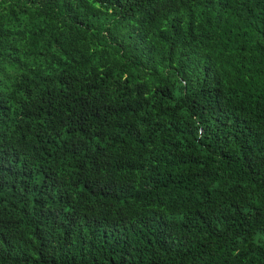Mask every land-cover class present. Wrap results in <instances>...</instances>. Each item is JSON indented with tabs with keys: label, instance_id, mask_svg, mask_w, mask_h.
I'll use <instances>...</instances> for the list:
<instances>
[{
	"label": "trees",
	"instance_id": "trees-1",
	"mask_svg": "<svg viewBox=\"0 0 264 264\" xmlns=\"http://www.w3.org/2000/svg\"><path fill=\"white\" fill-rule=\"evenodd\" d=\"M0 264H264V0H0Z\"/></svg>",
	"mask_w": 264,
	"mask_h": 264
}]
</instances>
